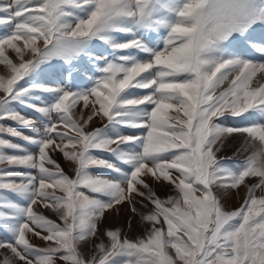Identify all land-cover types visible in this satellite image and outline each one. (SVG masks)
I'll return each mask as SVG.
<instances>
[{
  "label": "snow or ice",
  "instance_id": "6c2138e0",
  "mask_svg": "<svg viewBox=\"0 0 264 264\" xmlns=\"http://www.w3.org/2000/svg\"><path fill=\"white\" fill-rule=\"evenodd\" d=\"M0 30V264H264V0H0ZM125 204L144 236L101 229Z\"/></svg>",
  "mask_w": 264,
  "mask_h": 264
},
{
  "label": "rangeland",
  "instance_id": "374dc122",
  "mask_svg": "<svg viewBox=\"0 0 264 264\" xmlns=\"http://www.w3.org/2000/svg\"><path fill=\"white\" fill-rule=\"evenodd\" d=\"M81 63H85V62L82 61ZM4 72H5V69L3 68L2 65H0V74H3ZM75 82L83 86V81L79 77H77ZM257 82H264V79H260ZM4 123L10 124L12 122L5 121ZM100 123L101 122L99 120H94L92 126L93 127L100 126ZM236 141H237L236 143L231 144V147H229L228 150L221 152L220 155L232 157L234 153H236L237 148H239L240 152L238 153L236 158L243 159L244 157H246L252 152L253 150L252 146L245 144L243 137H237ZM15 142H19V141H15ZM55 159H57V161L60 162L64 171L68 175L71 176L74 174L69 169V166L64 162V160L62 159L59 153L55 155ZM4 167H6V165L0 164V168H4ZM94 174L106 175V173L103 170H97ZM247 182L248 184H251L254 181L252 179H248ZM153 187H154V190L156 191V194L161 199H166L170 195L175 196L177 194L170 185H167V182H165V184H155ZM257 194L258 195L260 194V190L257 191ZM8 195H11V194H8ZM245 195H246V188L244 186H241L238 192L236 190H233L231 193V197L225 201L226 207L229 209H233V210L239 207ZM35 208H36V211L42 212L43 214L49 216L52 219H56L55 215H53L51 211L43 209L42 206L37 205L35 206ZM129 220H131V228L128 227ZM100 227L102 230H104L105 228L113 229V230L116 228H122V235H126L129 239H137L145 235V228H147V225L144 224L142 226L139 216L133 214L129 206L125 204L122 208L119 209V214H117V212L115 211L108 212L104 218L103 224ZM4 235L5 234L2 231H0V238H3ZM31 241L32 243L37 244V245H42L43 243L42 241H40L39 239L35 237H31ZM83 250L89 256L91 255L88 245H85ZM6 255H10V253H8L5 249H0V261H2ZM13 264H17V262L14 261Z\"/></svg>",
  "mask_w": 264,
  "mask_h": 264
}]
</instances>
